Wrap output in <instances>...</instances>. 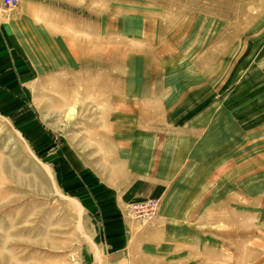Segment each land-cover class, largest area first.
Returning <instances> with one entry per match:
<instances>
[{"label": "rangeland", "instance_id": "1", "mask_svg": "<svg viewBox=\"0 0 264 264\" xmlns=\"http://www.w3.org/2000/svg\"><path fill=\"white\" fill-rule=\"evenodd\" d=\"M0 264H264V0L0 5Z\"/></svg>", "mask_w": 264, "mask_h": 264}, {"label": "bare ground", "instance_id": "2", "mask_svg": "<svg viewBox=\"0 0 264 264\" xmlns=\"http://www.w3.org/2000/svg\"><path fill=\"white\" fill-rule=\"evenodd\" d=\"M80 49H82V51L84 52V54H82V53H79V54H82V55H85L86 56V54H87V47L85 48V47H83L82 46V48H80ZM87 50V51H86ZM68 51V50H67ZM81 51V50H80ZM79 51V49H78V52H80ZM81 51V52H82ZM90 51V53H91V49L89 50ZM86 53V54H85ZM104 53V52H103ZM80 56V55H79ZM82 57V56H81ZM87 57V56H86ZM88 58V60H89V57H87ZM86 58V59H87ZM103 58V57H102ZM80 59H82V58H80ZM101 59V58H100ZM91 60V59H90ZM102 62V61H101ZM141 110L143 111V113L141 114V117L143 118H141L142 120H145V118H152L153 116H154V112L150 115V113H148V111H147V108L146 109H144V107L143 106H141ZM140 118V117H139ZM158 118V117H157Z\"/></svg>", "mask_w": 264, "mask_h": 264}, {"label": "crops", "instance_id": "3", "mask_svg": "<svg viewBox=\"0 0 264 264\" xmlns=\"http://www.w3.org/2000/svg\"><path fill=\"white\" fill-rule=\"evenodd\" d=\"M110 243H111V245H114V247H117L120 243L122 244V241H119L117 239V240H111ZM121 244H120V246H121ZM92 253H94V251H92ZM91 255H92L93 259L98 257V255H99L101 262H104L107 258H109V257L106 256L105 251L99 252L97 254V256H94L93 254H91Z\"/></svg>", "mask_w": 264, "mask_h": 264}, {"label": "built area", "instance_id": "4", "mask_svg": "<svg viewBox=\"0 0 264 264\" xmlns=\"http://www.w3.org/2000/svg\"><path fill=\"white\" fill-rule=\"evenodd\" d=\"M18 0H0V5L4 8H11L17 4Z\"/></svg>", "mask_w": 264, "mask_h": 264}]
</instances>
